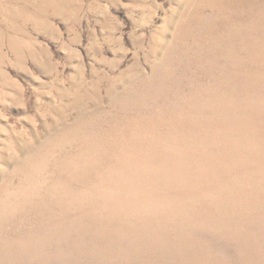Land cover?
<instances>
[{"label": "rangeland", "instance_id": "374dc122", "mask_svg": "<svg viewBox=\"0 0 264 264\" xmlns=\"http://www.w3.org/2000/svg\"><path fill=\"white\" fill-rule=\"evenodd\" d=\"M0 34V264H264V0H0Z\"/></svg>", "mask_w": 264, "mask_h": 264}, {"label": "bare ground", "instance_id": "6f19581e", "mask_svg": "<svg viewBox=\"0 0 264 264\" xmlns=\"http://www.w3.org/2000/svg\"><path fill=\"white\" fill-rule=\"evenodd\" d=\"M4 19V18H3ZM5 20V19H4ZM1 35V34H0ZM252 125V122H250V121H248V123H247V127H250ZM237 130H239V129H237ZM195 158V157H194ZM249 158H247V160H248ZM197 169V168H196ZM197 173V172H196ZM187 183V185H188V187L190 188L189 190H184L183 192L185 193L184 194V196L185 195H190V194H192V193H196L197 191H198V188H202L203 186H204V184L203 183H201V182H199V183H195V184H191L190 183V185L188 184V182H186ZM176 195V197L178 198V202L176 201V198L175 197H173V198H170V200H171V202H172V204H174V203H180L181 202V200H182V198H180L179 196H177V194H175ZM183 196V197H184ZM206 224V223H205Z\"/></svg>", "mask_w": 264, "mask_h": 264}]
</instances>
